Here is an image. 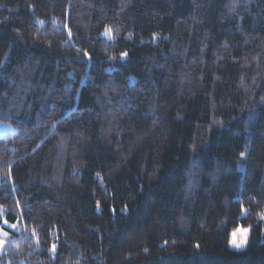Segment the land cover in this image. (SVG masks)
<instances>
[{"label":"trees","instance_id":"16d2710c","mask_svg":"<svg viewBox=\"0 0 264 264\" xmlns=\"http://www.w3.org/2000/svg\"><path fill=\"white\" fill-rule=\"evenodd\" d=\"M0 121V264H264V0H0Z\"/></svg>","mask_w":264,"mask_h":264},{"label":"rangeland","instance_id":"374dc122","mask_svg":"<svg viewBox=\"0 0 264 264\" xmlns=\"http://www.w3.org/2000/svg\"><path fill=\"white\" fill-rule=\"evenodd\" d=\"M14 129L13 125L8 121H0V135H5L7 132ZM3 214V209L0 208V215ZM261 219L264 221V215L261 216ZM4 226H9L15 228V225H9L7 220L4 219ZM264 229V228H263ZM251 236V227L249 226H240L235 229L230 238V247L235 250H244L249 244V239ZM9 232L2 226L0 227V252L4 250L6 241L9 239ZM263 240H264V230H263Z\"/></svg>","mask_w":264,"mask_h":264}]
</instances>
